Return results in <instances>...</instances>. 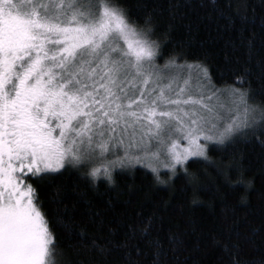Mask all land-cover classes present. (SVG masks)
Returning a JSON list of instances; mask_svg holds the SVG:
<instances>
[{
	"label": "snow or ice",
	"instance_id": "obj_1",
	"mask_svg": "<svg viewBox=\"0 0 264 264\" xmlns=\"http://www.w3.org/2000/svg\"><path fill=\"white\" fill-rule=\"evenodd\" d=\"M179 7L168 5L173 17ZM246 7L229 12V22L248 23ZM155 27L151 11L140 23L123 0H0V264H179L184 235L162 237L155 213L129 221L89 209L98 235L58 215L66 252L25 180L69 165L86 169L92 183H111L112 164L98 161L118 146L117 160L138 161L131 153L152 140L170 155L166 167L189 156L211 164L201 137L223 141L264 124V104L235 86L248 69L216 88L201 61L177 62L182 52L161 68ZM221 121L219 135H210ZM236 235L222 245L231 264H264V256L243 258Z\"/></svg>",
	"mask_w": 264,
	"mask_h": 264
},
{
	"label": "trees",
	"instance_id": "obj_2",
	"mask_svg": "<svg viewBox=\"0 0 264 264\" xmlns=\"http://www.w3.org/2000/svg\"><path fill=\"white\" fill-rule=\"evenodd\" d=\"M123 2L140 23L152 12L156 26L152 39L160 46L158 64L182 52L177 62L201 61L217 88L233 84L235 75L248 69L246 82L235 86L251 90L250 102L264 104V0ZM169 4L180 5L174 17ZM245 4L249 22L230 23L228 13L245 11ZM113 155L114 163L108 162L111 183L103 176L92 183L82 174L86 169L69 165L42 181L26 175L27 183L36 189L37 202H43L57 245L66 252L71 250L57 216L62 214L98 235L96 227L88 224V215L89 209L99 208L106 219L131 221L139 219L138 214L155 213L162 237L176 231L184 235L179 264H231L222 245L236 240L237 233L244 241L243 258L258 261L264 256V124L258 122L246 132L209 143L206 156L211 164L203 156H192L175 169H154L140 162L116 165L115 159L121 156ZM111 259L117 261L119 256Z\"/></svg>",
	"mask_w": 264,
	"mask_h": 264
},
{
	"label": "rangeland",
	"instance_id": "obj_3",
	"mask_svg": "<svg viewBox=\"0 0 264 264\" xmlns=\"http://www.w3.org/2000/svg\"><path fill=\"white\" fill-rule=\"evenodd\" d=\"M156 60L154 61V63L162 68L163 65L162 64H158V62ZM164 74L168 75L167 72H165ZM164 82L167 83V80H165ZM193 84H195V81H193ZM224 126H225V122L221 121L218 124V128L216 130H214V132L209 133V134L210 135L215 134V135L218 136L219 135V131L221 129H223ZM174 138H177V137H174ZM178 139H179V144L181 146H186L187 142L185 140H183L182 138H178ZM213 141H218V139L209 140V141H205L203 137H201V139H200V143L205 145V148L207 147V145L209 143H211ZM145 152H147L148 154L146 155ZM113 154H116L115 156H117V154H120V156H123V154H124L123 153V149L120 148L119 146L116 149H111L109 151V153L104 155L103 159L98 161V163H108V162L114 163V160H113L114 159L113 158L114 155ZM131 154L134 155V156H139L140 159L138 161L124 160L123 162L115 159L116 165H119V164L131 165L133 163L140 162V163H143V164L147 165L148 167H151V168H154V169H158V168L166 167V165L172 163L171 157L168 154L167 150L164 149V148L159 147L158 142L155 141V140H152L150 142L149 146L146 149H144V148L137 149V150L133 151ZM189 157H192V156H189ZM178 164H181V163H177L175 166H177Z\"/></svg>",
	"mask_w": 264,
	"mask_h": 264
},
{
	"label": "flooded vegetation",
	"instance_id": "obj_4",
	"mask_svg": "<svg viewBox=\"0 0 264 264\" xmlns=\"http://www.w3.org/2000/svg\"><path fill=\"white\" fill-rule=\"evenodd\" d=\"M25 180H26V176H25Z\"/></svg>",
	"mask_w": 264,
	"mask_h": 264
}]
</instances>
